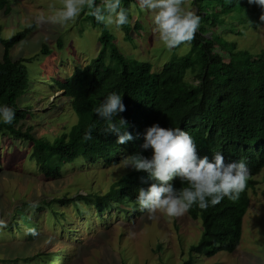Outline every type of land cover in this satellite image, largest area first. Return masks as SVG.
Returning a JSON list of instances; mask_svg holds the SVG:
<instances>
[{"label": "trees", "instance_id": "obj_1", "mask_svg": "<svg viewBox=\"0 0 264 264\" xmlns=\"http://www.w3.org/2000/svg\"><path fill=\"white\" fill-rule=\"evenodd\" d=\"M6 1L0 0V10L6 8L4 15L8 13V7H3ZM192 3L201 18L199 30L190 43L178 46V56L165 63L160 72H155L149 62L125 57L111 42L107 30L101 28L95 54L85 57L83 65H74L64 80L57 79L58 90L69 100L77 122L52 140L34 137L32 128L25 124L27 119H35L34 114L17 104L29 88L26 64L35 58L11 60L8 56V50L22 41L33 25L9 39L0 36L4 50L0 59V107L7 106L15 112L11 124L0 121V135L5 144L20 143L24 148L21 151H31L30 159L44 177H60L64 165L75 160L92 163L120 149L114 141L115 134L104 133L106 123L93 111L107 95L116 92L126 107L118 118L127 121L126 130L133 139H139L140 145L146 128L158 123L164 128L187 131L194 138L198 156H207L210 162H214L216 152L223 155L225 164L244 159L250 175L236 201L225 197L206 210L194 205L187 212L193 221H200L201 232L199 243L190 252L212 257L220 251L232 253L238 247L250 191L257 184L254 177L264 170V48L254 52L239 49L236 40H227L222 34L244 37L249 28L264 26L259 20L264 10L248 0H193ZM225 16L232 19L229 21ZM92 21L93 27L97 26L95 19ZM141 28L137 19L133 30L139 33ZM148 35L142 41L150 45ZM56 44L58 50L63 49L62 40L57 39ZM39 54L48 56L51 51L42 44ZM59 58L58 66L51 67L54 72L65 71L64 67L69 65L67 54H60ZM49 72L47 76L51 77ZM92 125L95 126L92 139L86 141L84 134ZM120 152L124 155L140 152L148 158L152 155L151 149L143 150L133 141ZM110 163L117 161L111 159ZM154 182L148 180L147 172L133 169L104 195L65 197L47 204L70 206L77 200L84 201L101 217L114 202L118 209L130 203L139 207L138 190L147 189ZM173 183L176 188L182 186L179 178Z\"/></svg>", "mask_w": 264, "mask_h": 264}, {"label": "rangeland", "instance_id": "obj_2", "mask_svg": "<svg viewBox=\"0 0 264 264\" xmlns=\"http://www.w3.org/2000/svg\"><path fill=\"white\" fill-rule=\"evenodd\" d=\"M192 1L184 0L183 7L196 12ZM60 6L62 0H7L3 7H8V13L3 14L6 8L0 10V36L4 40L33 25L31 32L8 50V56L11 60L35 58L26 64L29 88L17 104L34 114L35 119L25 121L34 137L49 140L68 132L77 122L68 99L57 91V79L64 80L74 65H83L95 54L101 28L107 30L121 54L151 63L155 72L178 56V47L167 49L153 32L150 13L139 7L138 0H121L129 22L120 29L107 28L96 20L93 27L95 18L87 7L73 21L55 22ZM137 19L142 27L139 33L133 30ZM261 27L249 28L244 37L232 33L222 36L236 40L239 49L254 52L264 48ZM146 34L151 36L150 45L142 41ZM57 39L64 43L62 50L57 48ZM42 44L49 47L50 55L39 54ZM3 53L0 44V59ZM60 54H67L69 65L65 71L54 72L51 67L58 66ZM49 70L51 77L47 76ZM3 139L0 135V264H184L189 260L191 264H264V170L254 177L257 184L250 191L238 247L232 253L220 251L207 257L190 252L199 243L201 232L200 221H193L187 213L181 217L161 211L149 214L131 203L117 210L114 202L98 217L84 201L77 200L71 207L47 204L65 197L103 195L132 169L125 168L123 158L110 166L101 160H75L62 167L60 177L50 179L30 159L31 151L23 152L20 143L7 145Z\"/></svg>", "mask_w": 264, "mask_h": 264}, {"label": "clouds", "instance_id": "obj_3", "mask_svg": "<svg viewBox=\"0 0 264 264\" xmlns=\"http://www.w3.org/2000/svg\"><path fill=\"white\" fill-rule=\"evenodd\" d=\"M62 3L63 7L58 9L53 17L58 23L73 21L85 7L90 10V15L97 23L107 28L120 29L129 22L128 12L121 7V0H101L99 5L96 4V0H62ZM248 3L264 10V0H248ZM138 4L142 10L150 13L153 32L159 35L167 49L190 43L195 38L201 18L194 10H185L184 0H138ZM259 20L264 24V12ZM260 29L264 30V27ZM61 93L63 95V91ZM139 101L141 102V99ZM93 111L105 121L104 133L115 134L114 141L121 146L117 153L109 154L100 160L110 166L117 165L118 160L123 158L125 168L147 172L148 180L155 181L147 189L138 190L136 203L142 212L153 214L161 211L170 217H181L194 205L206 210L219 204L225 197L236 201L244 192L250 175L244 159L225 164L223 155L216 152L214 162H210L207 156L203 158L198 156L194 138L187 131L181 128H164L158 123L146 128L144 142L140 145L139 139H133L132 134L126 130L127 121L122 117L118 118L119 113L126 111V107L121 95L116 92L107 95ZM14 119L13 109L7 106L0 107V121L11 124ZM94 127L89 126L84 134V140L92 139ZM131 141L139 143V148L143 150L151 149V158L140 152L131 155L121 154L120 151H123L124 146ZM111 159L117 163H110ZM120 178L112 184L118 182ZM177 178L181 181L180 188H176L173 183ZM115 207L119 210L118 206Z\"/></svg>", "mask_w": 264, "mask_h": 264}]
</instances>
